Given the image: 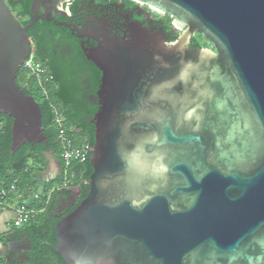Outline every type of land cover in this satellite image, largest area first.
I'll return each instance as SVG.
<instances>
[{"label":"water","instance_id":"1","mask_svg":"<svg viewBox=\"0 0 264 264\" xmlns=\"http://www.w3.org/2000/svg\"><path fill=\"white\" fill-rule=\"evenodd\" d=\"M132 1L180 34L167 42L132 23L85 55L100 73L92 172L55 226L53 252L64 264H264V0ZM68 2L33 0L20 25L0 0L11 154L47 146L39 106L15 79L28 30ZM194 35L213 50L190 48Z\"/></svg>","mask_w":264,"mask_h":264},{"label":"trees","instance_id":"2","mask_svg":"<svg viewBox=\"0 0 264 264\" xmlns=\"http://www.w3.org/2000/svg\"><path fill=\"white\" fill-rule=\"evenodd\" d=\"M20 16L26 17L28 5L22 6ZM52 27L43 22H36L27 32L28 38L33 40L35 45L33 63L38 67L39 77L43 87L46 89L48 101L44 100L36 79L28 76L26 70L21 66L16 74L15 83L26 95L33 98L38 104L41 113L42 134L47 140V146L43 144L25 143L13 154L10 153L11 120L0 115V188L5 186L8 178L18 180V187L23 190L29 184L30 171L28 161L39 164L43 160L44 153L50 151L59 160L60 151L56 137V130L53 125V116L50 106H54L63 118L65 133L74 147L85 146L87 148L83 162H73L69 173L71 176L70 189L68 191L55 192L44 211L38 214L34 221L24 224L18 229L12 227L10 236L26 237L29 241L31 251L39 254L41 259L35 260L30 257L31 264H64L63 261L53 252L50 245H55L54 231L58 221L52 220L48 209L55 195L68 196L73 190L79 189V196L76 203L67 211L66 215L73 211L76 206L86 197L87 188L83 184L88 180L92 172L89 157V150L93 146V125L89 121L97 110L95 90L99 85V72L82 59L77 49L73 48V55H61L59 53L60 43L51 40ZM173 39H169V42ZM192 47L201 48L197 41H193ZM43 53L41 56L40 53ZM48 62H44V58ZM73 61L81 62L76 67ZM83 75L88 82H83ZM88 87V90L85 88ZM92 94V96H91ZM90 97V98H89ZM61 168V166H60ZM60 182V177L48 185V189ZM36 209H40L43 205ZM65 215V216H66ZM4 237H0V243L4 244ZM29 255V254H28ZM0 264H11L0 260Z\"/></svg>","mask_w":264,"mask_h":264},{"label":"flooded vegetation","instance_id":"3","mask_svg":"<svg viewBox=\"0 0 264 264\" xmlns=\"http://www.w3.org/2000/svg\"><path fill=\"white\" fill-rule=\"evenodd\" d=\"M3 2L20 25H25L28 22L33 0H3ZM24 4L28 5V11L26 17L22 18L19 14ZM60 8L61 12L65 14L54 15L52 13L48 21L37 22H43L47 26L52 27L50 30L51 40L60 43L59 53L61 55H73L74 48L78 50L80 56L86 62L88 61L85 55L92 51L103 38L112 37L113 35L123 36L127 27L132 23H139L142 27L153 32L161 31L167 42H169V39H176L180 34V32L177 33V30L173 29L171 20L168 21L167 19L169 18L167 16H162L156 12L155 14L160 16L156 18L151 14V9L132 0H69L68 3L63 4ZM152 12L155 11L152 10ZM37 14H42L41 8L37 10ZM193 41L194 39L191 37L190 48H194L192 47ZM29 44V56L33 60L31 54L34 53L35 45L32 39H29ZM40 55L42 56L43 53L41 52ZM44 62H48L47 57L44 58ZM73 64L79 67L82 63L73 61ZM98 74L100 77V73ZM82 81L87 83V77L83 75ZM85 89L88 90V87ZM78 196L77 189L68 196L55 195L48 209V214L52 220L59 221L63 218L67 211L76 203ZM20 240L24 241L26 237H8L4 244L1 245L0 260L11 264H31L28 261L32 257V259L39 261L41 256L32 252L31 247L27 248L25 245L21 246L25 248L24 251L8 252L6 245ZM50 246L51 248L55 247V245Z\"/></svg>","mask_w":264,"mask_h":264},{"label":"built area","instance_id":"4","mask_svg":"<svg viewBox=\"0 0 264 264\" xmlns=\"http://www.w3.org/2000/svg\"><path fill=\"white\" fill-rule=\"evenodd\" d=\"M26 70L27 75L34 77L36 83L44 100L48 101L46 89L41 83L39 77V70L34 65L32 58L29 56L22 64ZM53 116V125L56 130V137L58 141L61 168H60V182L47 190L43 205L40 209L29 206L24 198V192L18 187V180L15 178H8L5 186L0 188V210L8 211L12 214V226L15 229L20 228L24 224L35 220L36 216L44 211L51 196L58 191H68L70 189L71 176L69 173L73 162H83L86 152L85 146L74 147L68 139L64 127L63 118L54 106H50Z\"/></svg>","mask_w":264,"mask_h":264},{"label":"crops","instance_id":"5","mask_svg":"<svg viewBox=\"0 0 264 264\" xmlns=\"http://www.w3.org/2000/svg\"><path fill=\"white\" fill-rule=\"evenodd\" d=\"M60 162L53 155L47 152L43 155V160L39 164L28 161L29 184L23 188L26 203L34 208H38L44 200L48 190V185L59 178ZM12 214L5 210H0V237H4L5 241L12 234L10 227L12 226ZM0 243V250H1Z\"/></svg>","mask_w":264,"mask_h":264},{"label":"rangeland","instance_id":"6","mask_svg":"<svg viewBox=\"0 0 264 264\" xmlns=\"http://www.w3.org/2000/svg\"><path fill=\"white\" fill-rule=\"evenodd\" d=\"M151 14L153 16H155L156 18H159L160 16L158 14H155L156 12H152V10H150ZM162 17V16H161ZM168 21H170V19H167ZM177 33H179V31L177 30ZM192 38L197 41L199 43V45L201 46V48H205V49H209V50H213L212 46L210 43L206 42L204 39H202L200 36L198 35H194L192 36ZM72 192H75V190H73ZM13 226L10 227V229H12Z\"/></svg>","mask_w":264,"mask_h":264}]
</instances>
